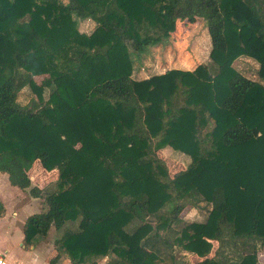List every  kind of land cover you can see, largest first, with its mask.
Instances as JSON below:
<instances>
[{
  "label": "trees",
  "instance_id": "1",
  "mask_svg": "<svg viewBox=\"0 0 264 264\" xmlns=\"http://www.w3.org/2000/svg\"><path fill=\"white\" fill-rule=\"evenodd\" d=\"M257 1L0 0V171L46 205L25 245L54 228L72 264H176L175 247L203 258L192 264H264V85L232 65L251 57L264 81ZM195 18L211 64L132 77L128 42L140 52ZM165 147L185 169L170 175ZM35 160L57 178L33 184ZM187 204L209 205L206 219L183 220Z\"/></svg>",
  "mask_w": 264,
  "mask_h": 264
},
{
  "label": "rangeland",
  "instance_id": "2",
  "mask_svg": "<svg viewBox=\"0 0 264 264\" xmlns=\"http://www.w3.org/2000/svg\"><path fill=\"white\" fill-rule=\"evenodd\" d=\"M67 1L68 0H61L62 3H67ZM256 4L264 11V0H258ZM74 19L80 31L87 35L92 33L97 26V23L91 18H78L75 16ZM128 47L132 60V73L134 72L135 79L150 77L151 75L159 74L167 71L168 69H172L171 67L178 64L179 59H184L185 62L189 63L188 65L180 66L181 69L191 67L195 69L199 63H206L208 65L212 63V61L208 58L211 42L206 21L203 18H195L190 22H187L186 20L177 21L175 31H173L167 38L162 39V41L158 44L145 46L140 52L136 51L133 44L130 42H128ZM232 65L244 76L261 82L264 85V81L258 76L259 63L255 59L243 55L235 59ZM148 69H150V71H148ZM41 79L42 76L34 78L37 84L40 83ZM30 95H32V93L24 90L20 94V99L23 102H26ZM156 155L165 164L170 175L185 169L190 162L189 155L171 147H165L158 150ZM32 176H34V178H31V180L35 185L42 187L47 183V180L43 181L39 176H36V171L31 174V177ZM8 185L9 184L7 183H3L2 185V198L6 204L5 212L7 214L5 217H0V248H6L5 252L8 264H44V258L47 253L45 247L39 248V246H37L33 248V244L25 247L20 245V242L16 239L17 225H15V222L9 218L11 213L9 209L10 204L8 203L9 200L6 199L7 193L12 192L13 187L10 188ZM21 191H23V193L18 195V200H20L21 204L27 203V201H29V197L33 196L30 195L28 189ZM35 198L36 200H34L32 210H45L46 205L43 197ZM208 207L210 206L207 204H203L200 207L187 204L181 212L180 217L188 222L204 221L208 214ZM65 226L67 228L76 229L77 221H68ZM61 233L62 229L55 230L54 228H51L49 235L45 237L44 240H41L45 241L50 248V244L54 247V249L50 251L47 259L54 251H57L59 256L54 264H72L62 249L54 244L55 239L58 238ZM216 244L217 243L215 241H212L213 247L207 256L212 255ZM257 257L260 262L264 263V247L258 249ZM201 259L203 258L195 255L193 256L190 252L182 250L180 247L174 248V260L176 264H192ZM109 260V257L98 259L100 264H106Z\"/></svg>",
  "mask_w": 264,
  "mask_h": 264
},
{
  "label": "crops",
  "instance_id": "3",
  "mask_svg": "<svg viewBox=\"0 0 264 264\" xmlns=\"http://www.w3.org/2000/svg\"><path fill=\"white\" fill-rule=\"evenodd\" d=\"M155 51H156V49H155ZM188 64L189 63L188 62H185L184 59H179L178 64L176 66H174V67H171V68L172 69H181L180 66H184V65H188ZM182 68H185V67H182ZM192 69H194V68L191 67V68H186V69H183V70H192ZM142 70H144V69H142ZM148 71H150V69H148ZM162 73H164V72H162ZM154 75H156V74H154ZM132 77L134 78V72L132 73ZM144 78H148V77H144ZM144 78H141V79H144ZM35 171H36V176L37 177L39 176L41 178V180H43V181L44 180H47L46 181L47 183H49V182H51V180L53 181V180H55L57 178V170H50V171H48V170L44 169L42 167V165H41V163H40L39 160H35L34 163H33V165H32V167L30 168V170H29V176H30V178H32V179L34 178V176L31 177V174H33V172H35ZM3 183L9 184L8 186H10V188L13 187V191L7 193L6 199L9 200L8 203L10 204V208L9 209H10V212L11 213L9 215V218L12 219L13 222H15V225H17V229H16L17 237H16V239L20 242V245H23L25 247H28L29 245H25L24 244V241H23V238H24L23 225H24V223H25V221H26V219H27V217L29 215H31L33 213H36V212H39L41 210H39V211H33L32 210L34 200H36L35 197H29V201H27V203H24V204L22 203L21 204L20 200H18V195L21 194V193H23V191H21L16 186L11 185V183L9 182L7 173L0 171V204H3L2 206L4 208L2 210V212L0 213V217H5L6 214H7L5 212V210H6V204H5V202L3 201V198H2V194H3L2 185H3ZM45 185H43V186H45ZM48 235H49V233L47 234V236ZM47 236H45V237H47ZM45 237L36 236L33 239V243L32 244H33V248H35L37 246H39V248H42V247H45L46 248L47 253H46L45 258H44V264H51V262H50L51 261V257L55 253L58 254V252L57 251H54L50 255V257L47 259L50 251H52L54 249V247L50 244V246H51V248H50L49 245H47V243L45 241H41V240H44ZM5 249L6 248H4V247L3 248H0V253H2L3 255H5V257L7 258L6 252H5L6 250ZM191 255L197 256L196 254H191Z\"/></svg>",
  "mask_w": 264,
  "mask_h": 264
},
{
  "label": "built area",
  "instance_id": "4",
  "mask_svg": "<svg viewBox=\"0 0 264 264\" xmlns=\"http://www.w3.org/2000/svg\"><path fill=\"white\" fill-rule=\"evenodd\" d=\"M0 264H8V261L2 253H0Z\"/></svg>",
  "mask_w": 264,
  "mask_h": 264
}]
</instances>
